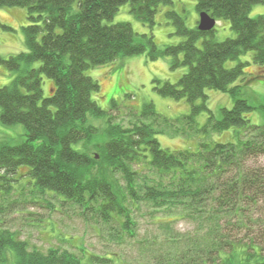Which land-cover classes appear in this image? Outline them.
Returning a JSON list of instances; mask_svg holds the SVG:
<instances>
[{
    "label": "trees",
    "instance_id": "trees-1",
    "mask_svg": "<svg viewBox=\"0 0 264 264\" xmlns=\"http://www.w3.org/2000/svg\"><path fill=\"white\" fill-rule=\"evenodd\" d=\"M124 4L152 28L159 7L172 2L0 0V8L24 9L27 22L22 29L26 52L0 57V66L13 75L0 88V123L19 124L25 131L17 145L0 142V194L26 191L42 198L50 212L70 210L105 232L113 245L142 246L150 264H264V124H251L245 115L256 108L239 98L244 84L264 78V15L249 17L264 0H196L198 14L230 24L235 36L223 42L214 39V29L199 31L198 22L188 28L168 11L174 35L182 41L162 49L152 35L136 34L129 23H109ZM247 53L261 74L244 72L250 64L240 57ZM138 55L148 61L169 58L171 70L185 69L177 83H152L159 96L184 100L190 113L167 119L149 103L138 117L129 112L137 119L129 126L108 119L99 131L87 124V116L105 112L92 100L98 83L85 72ZM228 61L238 63L227 68ZM43 78L52 81L47 98ZM207 90L233 100L219 118L207 106ZM202 113L207 120L198 128L196 117ZM231 129L232 141L210 139ZM166 130L199 133L202 139L196 151L164 149L156 135ZM91 149L99 151L100 161ZM142 219L155 231L139 240ZM178 222L189 227L177 229ZM78 250L79 255L59 248L41 252L15 232L0 229V264H126L115 253Z\"/></svg>",
    "mask_w": 264,
    "mask_h": 264
},
{
    "label": "rangeland",
    "instance_id": "rangeland-1",
    "mask_svg": "<svg viewBox=\"0 0 264 264\" xmlns=\"http://www.w3.org/2000/svg\"><path fill=\"white\" fill-rule=\"evenodd\" d=\"M172 4L161 5L155 15V23L152 28L144 26L138 22L130 13L129 5H121L115 13L110 24L129 23L133 31L138 34L153 36V41L159 49L165 46L175 45L182 41V38L174 35V27L170 19L165 15L168 11L176 12L184 19L186 27L193 28L199 18L196 10V0H170ZM264 15V4L254 5L250 10L249 17L256 18ZM27 25L26 13L21 8H0V57L8 58L26 52L24 42L23 27ZM235 35L230 29L228 21L219 19L214 26V39L223 42L233 38ZM251 53L240 57L241 62H249L250 66L244 69L246 74H261V71L250 62ZM237 61L226 62V67L230 68L237 64ZM184 68L171 70L169 58H160L155 61H148L145 55L122 58L115 62L89 69L85 74L98 83L99 90L92 95V100L96 102L105 114L103 117L95 118L87 116V124L95 126L102 131L107 126L108 119L116 124L129 126L137 119L130 116L141 113L145 104L151 103L157 114L167 119L187 116L190 113V106L184 101H175L170 98L159 96L153 90L154 79L177 83ZM264 73H262L263 75ZM13 80V75L4 67L0 66V88L7 86ZM235 84H241L237 81ZM52 81L43 78V97L47 98L51 94ZM207 106L220 117L222 108H231L233 100L228 94L215 90H207ZM239 98L246 99L256 109L246 113V117L251 124H264V78L252 81L242 86ZM112 103L116 105L114 109ZM133 117V118H132ZM134 119V120H133ZM207 120V114L202 113L196 117L198 128H201ZM142 122H147L143 121ZM24 128L22 125L4 126L0 123V142H8L17 145L24 140ZM233 130L212 135V141L227 142L232 141ZM161 148L169 150H197V144L202 139L199 133L194 134H171L166 130L162 134H157ZM91 154H95L99 160V151L91 149ZM259 165H263L259 160ZM100 169L103 163L100 162ZM24 172V171H23ZM111 179L120 183L118 176L111 175ZM36 201V203H34ZM60 212H50L45 207V202L41 199H34L26 191H12L8 195L0 194V229L15 232L19 239L26 241L30 248L41 252H46L49 248H59L68 250L79 255V248L94 254L111 253L118 254L126 264H150L149 256L142 246L135 247L125 245L124 248L113 245L106 239V233L97 229L96 226L87 225L74 217L70 210ZM140 232L136 236L139 240L152 237L155 227L151 226L147 219L139 222ZM177 229L186 230L189 226L183 222L177 223ZM67 240V241H65ZM117 258V257H116ZM120 259V261H121Z\"/></svg>",
    "mask_w": 264,
    "mask_h": 264
},
{
    "label": "water",
    "instance_id": "water-1",
    "mask_svg": "<svg viewBox=\"0 0 264 264\" xmlns=\"http://www.w3.org/2000/svg\"><path fill=\"white\" fill-rule=\"evenodd\" d=\"M216 20L207 13H200L197 29L202 32H209L214 29Z\"/></svg>",
    "mask_w": 264,
    "mask_h": 264
}]
</instances>
